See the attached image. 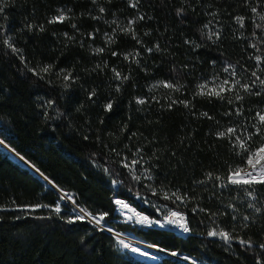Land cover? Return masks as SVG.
Segmentation results:
<instances>
[{
  "label": "trees",
  "instance_id": "trees-1",
  "mask_svg": "<svg viewBox=\"0 0 264 264\" xmlns=\"http://www.w3.org/2000/svg\"><path fill=\"white\" fill-rule=\"evenodd\" d=\"M250 3L264 14V0L259 6L255 0ZM181 8L184 12L178 16ZM60 9L70 18L48 23ZM213 12L217 15H211ZM138 15L145 16L133 25L141 43L120 31ZM236 16L245 17L243 28L236 23ZM28 24L43 25L44 31L38 27L29 31ZM256 24L264 25V21L245 0H140L138 9L129 7L128 0H9L5 12L0 13V140L71 194L76 205L93 214L109 213L102 223L114 232L133 233L141 241L201 264L264 262V250L259 248L264 243V186H256L259 196L255 203L262 213H255L248 207L251 198L243 188L221 187V181L206 177L207 173L226 177L229 166L246 167V154L215 133L247 124L257 109H264V97L241 91L243 101L230 105L227 98L194 95L205 81L209 87L218 84L219 80L212 81L213 76L230 78L223 72L227 64L237 65L238 71L243 65L248 71L239 78L250 82L247 77L256 69L252 57H264V28ZM209 31H219L220 38L209 40ZM9 37L21 53L14 54L3 44ZM156 44L161 51H146ZM97 48L104 52H94ZM126 54L133 55L125 59ZM44 65L53 67L43 79L28 70ZM61 69L64 74L71 72L74 79L64 81L63 75H58ZM113 69L129 79H115ZM158 81L183 87L178 92L162 85L153 87ZM65 83L69 87L65 88ZM93 89L95 95L89 99ZM137 97L148 102L138 104ZM171 100L190 101L191 107L176 103L169 110ZM48 101L54 102L51 107ZM109 102L113 108L105 111ZM241 105L244 112L238 116L234 109ZM229 111L232 115L226 116ZM254 139L261 142L259 137ZM138 148L144 162L134 169L141 176L136 181L120 161L140 159L134 155ZM150 166L151 180L144 175ZM148 185L169 192L179 189L180 194L195 199L174 202L162 193L154 195ZM59 193L28 166L12 161L0 146V206L6 209L0 210V264H191L159 251L155 261L134 255L88 219L67 223L78 211L74 212V204L66 199L60 201V214L49 208L32 212L16 208L54 205ZM137 197L143 200L139 202ZM115 199L127 200L152 219H161L171 209L183 211L190 232L181 234L155 224L140 227L115 211ZM197 206L208 212L193 213ZM246 215L251 218L249 227L242 228ZM217 227L235 229L234 235L251 238L253 247L209 237L208 231Z\"/></svg>",
  "mask_w": 264,
  "mask_h": 264
},
{
  "label": "snow or ice",
  "instance_id": "snow-or-ice-1",
  "mask_svg": "<svg viewBox=\"0 0 264 264\" xmlns=\"http://www.w3.org/2000/svg\"><path fill=\"white\" fill-rule=\"evenodd\" d=\"M95 3V0H93ZM9 3V0H0V13L5 12V8L7 7ZM245 3L251 8V11L255 13L257 16L260 17L262 21H264V14L258 11L257 7H252L250 0H245ZM255 3L259 6L260 5V0H255ZM129 7L132 9H138L140 0H128ZM59 15L51 17L48 21V23L53 24V23H63L64 21L68 20L70 17L67 15V12L64 9H60ZM105 11L104 8H100V12L103 13ZM184 12V9H177V15L180 16ZM211 15L215 16L217 15L216 12L211 13ZM93 19H98L97 17H93ZM145 16L144 15H138V17L129 19L128 23L124 27H120V31L125 32L126 34H131L133 36V39L137 40V43H141L139 38L136 36L133 25L137 22V20H144ZM235 21L241 28L244 27V21L245 17L243 16H236L234 17ZM113 23H117L116 21H113ZM257 28H264V25L261 24H256L255 25ZM29 31H32L34 27H38L39 31H44V26H34L32 24L26 25ZM76 25L73 24V28H75ZM119 27V25H118ZM209 25H204V28H208ZM3 31V26L0 25V32ZM149 33H145V35H148ZM68 34L65 33V36ZM93 34H89V36H92ZM107 36V34H105ZM255 32L253 33V36H255ZM213 37L216 39L220 38V32L219 31H209L207 34V38L209 40H212ZM69 39H71L69 37ZM109 42H114L112 37H108ZM186 43H192L191 41H185ZM261 43H264V41H261ZM3 44L12 51L14 54H19L22 52V50L16 48L15 44L11 42V38H5L3 39ZM195 47H199V45H194ZM252 48H257L256 44L251 45ZM96 53H102L104 52L103 48H97L93 50ZM147 52H153V51H161L160 45L156 44L153 48H147ZM113 56H116L117 53L113 52ZM129 55L133 54H126L125 59H128ZM135 55H139V53H135ZM135 59V56H133ZM256 61V69L250 71V75L247 77V81L250 82H242V80L239 78L243 73L247 72L248 70L243 67V65H240L239 71L237 70V65L234 64H227L223 72L228 74V77L230 78H225L223 80H220L218 76H213L212 81L215 82L219 80V83L216 84L214 83L212 87H209V81H205L204 83L198 85V91L194 95H199V96H206L209 99L212 97H216L220 100H224L227 98V102L230 105L235 104L236 102L243 101L244 96L241 95V91L249 96H256V97H264V68L261 67V63L264 62V57L260 55H256L252 57ZM20 59L24 61L25 66L27 67V61L24 60V57L21 55ZM137 64H139V60H135ZM106 66V62H105ZM52 65H44L42 68H39L37 70L36 68H29L28 70L32 72L33 75L38 76L40 79L44 78L43 74H47L52 70ZM97 68H100V65L96 66ZM186 67V66H185ZM114 73V78L117 80H127L129 79L128 76H121V73L116 71V69L112 70ZM65 70L61 69L60 73L58 75H63V80L64 81H70L74 79L72 76L71 72H68L67 74H64ZM164 86L166 88H169L173 91H180L181 88L183 87L182 85L179 84H173L171 81H158L157 84L153 85V87L157 86ZM65 88L69 87L68 83H65L63 85ZM117 91H119V86L117 87ZM95 95V89H93L89 93V99H91ZM167 99H170L169 97H166ZM153 100H156L155 97H152ZM136 102L138 104H145L148 101L145 98L137 97ZM159 103V101H156ZM53 101H48L47 106L51 107ZM180 103L183 104L184 107L190 108L191 107V102L187 100H171L170 103L167 105V108L170 110L174 104ZM261 103H264V99L261 100ZM163 107V106H162ZM105 111H111L113 108V103L109 102L105 106ZM235 114L240 116L243 115L244 109L243 106L235 107L234 109ZM203 117H206L208 119H213V117L209 116L208 113H201L200 114ZM226 116L232 115V112L229 111L225 113ZM103 122V121H101ZM126 127V126H125ZM135 135V133L133 134ZM215 135L219 138L222 139H227L231 143L233 149H239L240 152L246 154V166L247 170L241 169L240 167H237L233 169L231 166H229V171L226 177H221V176H214L213 173H207L206 177L207 179H216L218 181H221L220 186L221 187H228L229 185L236 186L238 188H243L247 194L248 197L251 198V202H249L248 207L252 208L255 213H262V208L257 207L255 201L258 199L259 194L257 193V187L256 186H264V109H257L255 111V115L252 116L251 120L247 124H240V125H234V126H229L225 130L218 131L215 133ZM255 137H259L260 141L257 143L255 141ZM85 139H88L87 136L84 137ZM127 147V146H126ZM111 151L115 152V149H112ZM238 152V154H240ZM142 153V149H137L136 153L134 155H140ZM117 155H120L119 152L116 153ZM144 162V157L140 155V159H132V160H127V158H124L123 160L120 161L122 167L126 168L129 170L130 173L133 175V179L136 181H139L141 179L140 175L135 174V167L138 164H142ZM37 172H39V169H36ZM107 172L108 170L105 169ZM152 171V166L145 168L144 169V175L147 176L149 180H151L153 177L151 175ZM42 178L45 179L46 182L51 184L54 188H56L61 195L59 196L58 201L54 205H41V204H36V205H17L16 208L17 210H22L25 212H32L35 211L36 209L39 208H49L51 211H54L56 214H60L62 209H61V203L60 201L63 200H68L72 202L75 205V200L74 197L65 192L63 189H59L58 185H55L54 182L49 181L46 176H43ZM113 183H117V181H113ZM198 183H203L198 182ZM150 190L154 195L157 194H163L165 199H171L174 202L179 201L181 203H186L189 200L195 199V197H190L188 196L187 193L180 194L179 189H177L174 192H169V191H164L163 189H157L153 187L152 185H148ZM139 195V194H137ZM147 202V201H146ZM114 203L119 206L120 210H125L128 209L130 210L133 215H127L125 212L124 214L127 217V220L133 221L135 223L141 224V225H151V224H156L161 227H163L165 224L172 225L180 230H182L185 233L190 232V227H189V222L187 220L186 214L182 211H177V210H169L166 215H164L163 220H153L150 219L148 216L136 212L134 208H131V205H129L126 201L122 199H115ZM163 207H166L163 206ZM230 208H233L235 210L234 205H229ZM78 209V214H74L72 216H69L66 220L67 223H76V222H82L85 221L86 219H90L92 222H94L95 225L100 226L102 222L105 220V218L109 215L107 212H100L93 214L91 212H88L85 208H81L78 205L74 208V212ZM0 210H6L3 208V206H0ZM160 210V209H158ZM208 212L207 209L204 208H199V206L195 207L192 209V212ZM211 216L217 215V213H210ZM135 217V219H134ZM16 219H20V217H16ZM233 220H236V217H232ZM251 218L249 216H244L243 221L240 226L242 228H248L249 225L247 221H249ZM103 230V229H102ZM108 231H112V229H107ZM235 229L232 231H227L223 228H213L210 231H208L207 235L209 237H219L221 240H223L226 244L231 245L233 241H237L241 247H245L248 249H251L253 247V241L251 238L249 239H244L243 237L239 235H234ZM120 234H117L118 237V243L125 249L130 248L132 252L138 253L140 255H143L145 257L151 256V253L148 251H142L141 248L139 247H132L129 243H126L124 239L119 238ZM149 247L158 249L160 251H166V249L160 248L158 244H152L149 245ZM259 248L261 250H264V243L259 244ZM171 255L176 256L178 255L177 252L173 251ZM185 259H191L190 257H186ZM192 264H196V262L193 260ZM257 264H264V262L257 260Z\"/></svg>",
  "mask_w": 264,
  "mask_h": 264
},
{
  "label": "rangeland",
  "instance_id": "rangeland-1",
  "mask_svg": "<svg viewBox=\"0 0 264 264\" xmlns=\"http://www.w3.org/2000/svg\"><path fill=\"white\" fill-rule=\"evenodd\" d=\"M1 142V141H0ZM2 143V142H1ZM4 146H7V145H5L4 143H2ZM1 146V145H0ZM2 147V146H1ZM8 147V146H7ZM3 148V147H2ZM11 149V148H10ZM12 150V149H11ZM15 152V151H14ZM16 153V152H15ZM12 158V157H11ZM12 159H14V158H12ZM18 161V160H17ZM20 162V161H19ZM23 164H25V163H23ZM114 197V196H113ZM138 198V197H137ZM124 199V198H123ZM126 200V199H125ZM138 200H139V202L140 201H142L143 200V198H138ZM127 201V200H126ZM127 203H128V201H127ZM130 203V202H129ZM128 203V204H129ZM114 205H115V203H114ZM129 205H132L131 203L129 204ZM133 206V205H132ZM132 206H131V208H132ZM134 207V206H133ZM135 208V207H134ZM117 209V210H116ZM137 209V208H136ZM115 210L116 211H118L117 213H119L120 214V216H122L125 220H127V217H126V215L124 214L125 212L127 213V215H133L134 216V214L130 211V210H128V209H125V210H120L119 209V206H117L116 205V207H115ZM138 210V209H137ZM171 210H177V209H171ZM139 211V210H138ZM138 211H136V212H138ZM140 212V211H139ZM138 212V213H139ZM142 212V211H141ZM144 213V212H143ZM146 214V213H145ZM167 214V213H166ZM164 217V216H163ZM163 217L161 218V219H155V218H153V220H163ZM150 218V217H149ZM134 219H135V217H134ZM150 219H152V218H150ZM127 221H129V220H127ZM130 222H134V220L133 221H130ZM135 223V222H134ZM138 224V223H137ZM102 225H103V227H106V225H104V223H102ZM140 227L141 226H146V225H141V224H138ZM154 225V224H153ZM156 225V224H155ZM163 227H168V228H170V229H172V230H174V231H177L178 233H183L184 234V232L182 231V230H180V229H178V228H176V227H174V226H172V225H169V224H165ZM119 232V231H118ZM122 234H124L125 236H127L126 237V239H127V243H129L132 247H139V248H141L142 250H146V248H144V247H146V245H147V248L148 249H150L151 251H152V253L154 254V257L155 258H145V259H148V260H157L159 257H158V255H157V251H159V250H154V249H151V248H149V245H151V244H149V243H146L145 241H141L140 240V238L139 237H137V236H135L133 233H127V232H121ZM135 236V237H134ZM137 237V238H136ZM139 238V239H138ZM133 239H136V240H138V241H135V240H133ZM116 242H118V239L116 238ZM129 240V241H128ZM133 241V242H132ZM139 242V243H138ZM142 242V243H141ZM144 243H146V244H144ZM120 245V244H119ZM141 245V246H140ZM121 246V245H120ZM150 250H148V251H150ZM130 251V250H129ZM159 252H162V253H165L164 251H159ZM169 252V251H168ZM131 253H133L134 255H137L136 253H134V252H132L131 251ZM170 254L172 253L171 251L169 252ZM137 256H139V257H142V256H140V255H137ZM183 257H189V256H185V255H182ZM142 258H144V257H142ZM191 258V257H190ZM188 260H190L191 261V263H192V261L194 260L195 262H196V264H201V263H198L195 259H193V258H191V259H188Z\"/></svg>",
  "mask_w": 264,
  "mask_h": 264
},
{
  "label": "bare ground",
  "instance_id": "bare-ground-1",
  "mask_svg": "<svg viewBox=\"0 0 264 264\" xmlns=\"http://www.w3.org/2000/svg\"><path fill=\"white\" fill-rule=\"evenodd\" d=\"M0 145L3 147V149L5 150V151H8V153H9V155L12 157V158H14V160H18V161H20V162H22V163H25V164H27L28 166H30L31 168H32V170H34L35 168L32 166V165H30L29 163H27V162H25L24 161V159H22V157L20 156V155H17V153H15V152H13V150H11V149H9V147H7V146H4L1 142H0ZM246 166V165H245ZM244 170H247V166L244 168ZM37 174H38V172L37 171H35ZM39 175L42 177V175L39 173ZM44 176V175H43ZM90 220V219H89ZM90 222H91V220H90ZM102 225V224H101ZM103 226V225H102ZM107 229H110V228H108V227H106ZM114 235H115V237L118 239V237H117V234H120L119 235V238L120 239H124L125 240V242L127 243V239H126V237L127 236H125L124 234H121V233H117V232H114L113 230L111 231ZM133 240H135V241H138V240H136V239H133ZM129 241V240H128ZM133 242V241H132ZM139 243V242H138ZM144 244H146V243H144ZM141 246V245H140ZM144 248H146V250H142V251H148V250H150V249H148L147 248V245H146V247H144ZM149 248H151V247H149ZM130 251H131V249L130 248H128ZM151 249H154V248H151ZM154 250H157V249H154ZM148 252H150L151 253V256H149V257H145V256H143V255H140V254H138V253H136L137 255H140V256H142V257H144V258H155L154 257V254L152 253V251L150 250V251H148Z\"/></svg>",
  "mask_w": 264,
  "mask_h": 264
},
{
  "label": "water",
  "instance_id": "water-1",
  "mask_svg": "<svg viewBox=\"0 0 264 264\" xmlns=\"http://www.w3.org/2000/svg\"><path fill=\"white\" fill-rule=\"evenodd\" d=\"M1 141V140H0ZM2 142V141H1ZM10 158H11V156H10ZM12 159V158H11ZM23 159V158H22ZM14 159H12V161H13ZM25 161V160H24ZM25 162H27V161H25ZM20 163H22V162H20ZM28 163V162H27ZM23 164V163H22ZM30 164V163H29ZM24 165H26V166H28L27 164H24ZM30 165H32V164H30ZM33 166V165H32ZM29 167V169L30 170H32V168L30 167V166H28ZM34 167V166H33ZM35 169L34 170H32V172L33 173H35V174H37L35 171H36V167H34ZM39 173L40 174H42L41 172H38V176L39 177H41L40 175H39ZM44 175V174H43ZM45 176V175H44ZM42 178V177H41ZM43 179V178H42ZM43 180H45V179H43ZM49 180V179H48ZM49 181H51V180H49ZM47 184L48 185H50V186H52L51 184H49L48 182H47ZM60 189V188H59ZM60 195H61V193H59ZM70 202V201H69ZM72 203V202H71ZM74 207H76V204L74 205ZM139 210V209H138ZM77 211H78V209H77ZM116 211V210H115ZM139 211H141V210H139ZM116 212H118V211H116ZM142 212H144V211H142ZM145 213V212H144ZM89 220V219H88ZM89 222H90V220H89ZM92 222V221H91ZM188 222H189V219H188ZM93 224H94V222H92ZM95 225V224H94ZM190 225V224H189ZM159 226V225H158ZM100 228H102L103 229V231H106V232H108V233H110V234H112L113 236H115L111 231H108L107 230V228L106 227H103L102 225H100L99 226ZM174 231V230H173ZM177 232V231H176ZM181 234H183V233H181ZM116 238V237H115ZM161 248V247H160ZM163 249V248H162ZM129 250V249H128ZM158 250V249H157ZM160 251V250H159ZM169 250H167V251H164L166 254H170L169 252H168ZM171 255V254H170ZM173 256V255H172ZM176 257H179V259L181 258V259H184V260H186V261H188V262H190L191 263V261L190 260H188V259H185V257H183L182 255H176ZM192 264V263H191Z\"/></svg>",
  "mask_w": 264,
  "mask_h": 264
},
{
  "label": "built area",
  "instance_id": "built-area-1",
  "mask_svg": "<svg viewBox=\"0 0 264 264\" xmlns=\"http://www.w3.org/2000/svg\"><path fill=\"white\" fill-rule=\"evenodd\" d=\"M178 211H180V210H178ZM183 212V211H182ZM185 213V212H184ZM187 217V216H186ZM188 219V218H187Z\"/></svg>",
  "mask_w": 264,
  "mask_h": 264
}]
</instances>
